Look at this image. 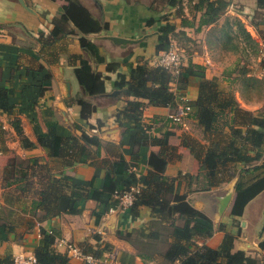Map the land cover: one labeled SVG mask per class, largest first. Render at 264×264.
<instances>
[{
  "label": "crops",
  "instance_id": "obj_1",
  "mask_svg": "<svg viewBox=\"0 0 264 264\" xmlns=\"http://www.w3.org/2000/svg\"><path fill=\"white\" fill-rule=\"evenodd\" d=\"M78 1L106 28L102 33L85 37L99 47L103 62H98L81 46L82 35L77 30L50 43L53 24L62 13L64 1L24 0L23 6L18 0H0V88L15 91L10 99L13 113L0 111V209L11 211L20 220L9 240L0 243V261L33 254L43 227L57 230L59 238L78 247L86 241L96 244L94 237L98 235L113 246L110 255L115 256L118 264L123 253L135 256L136 264L168 263L163 255L173 243L171 223L184 224L177 216L161 222L152 217L147 207L135 209L132 215L127 210L108 215L106 206L89 199L75 205L81 213L62 214L40 224L33 214L42 213L32 210V201L38 198L42 171L24 181L32 184L26 193L10 185L15 175L9 172L12 173L14 166L26 169L31 176V166L36 164L35 167H45L52 178L87 188L94 183L96 188L104 190L105 202L110 192L105 190L103 169L82 163L65 166L61 160L50 158L47 152L46 144L53 135L78 137L83 132L101 139V159L114 161L122 156L131 165V171L145 180L151 172L149 156L152 152L159 153L161 148L150 144L141 148L131 146L129 131L116 121L117 111L135 100L146 104L142 121L150 139L170 133L169 145L173 152L165 176L175 180V196L186 197L211 221L213 236L196 243L217 249L227 232L236 237L235 251L264 256V192L247 205L243 217L232 216L238 173L244 166L231 165V172L236 170L234 176L215 187L210 185L193 148H206L216 136L205 133L196 110L193 108L183 125H174L168 121L173 109L129 97L126 89L116 86L119 75L128 76L132 68L157 67L156 60L162 52L160 32L170 27L173 29L170 36L176 39L180 35L188 45L182 67L188 83L183 90L180 85H171L177 95L194 105L203 81L214 79L240 108L251 113L261 111L264 108V26H260V32L253 26L259 21L255 16L257 0H225L229 7L224 15L216 23L201 28L204 8L197 7L199 0H179L173 7L169 6V0ZM238 24L246 29L254 43L244 39ZM113 39H121L123 43ZM84 59L104 77L103 95L88 97L78 83L75 70ZM80 97H87L98 108L88 122L81 119V109L73 103V99ZM227 114L225 121L230 122L232 115ZM100 122L104 124L101 128ZM239 128L246 131V127ZM224 130L226 135L231 134L230 127ZM261 152L264 155V148ZM263 163L264 156L258 164ZM124 179L125 176H118L116 185L120 186ZM96 212L104 214L99 223ZM58 251L66 253L63 249ZM72 263L81 264L75 260Z\"/></svg>",
  "mask_w": 264,
  "mask_h": 264
},
{
  "label": "trees",
  "instance_id": "obj_2",
  "mask_svg": "<svg viewBox=\"0 0 264 264\" xmlns=\"http://www.w3.org/2000/svg\"><path fill=\"white\" fill-rule=\"evenodd\" d=\"M53 1H64L65 6H63L61 15L54 21L50 43L75 34L77 30L82 35L81 46L87 49L98 62H103V58L99 56V47L85 37L89 34L102 33L106 29L104 25L95 19L78 0ZM178 1L169 0V6L177 5ZM197 7L204 8L200 19L201 28L216 23L224 15L229 3L225 0H199ZM263 12L264 0H257L255 16L259 21L254 22L253 26L258 32H260V26H264ZM238 29L249 44L254 43L251 35L241 24H238ZM172 32L173 29L170 27L161 30L160 50L167 51L172 40L177 43L183 40L180 35L176 39L172 38L170 36ZM262 39L264 41V35ZM262 67L264 68V59ZM195 68L198 69V67ZM75 74L78 83L88 97L105 93V79L93 68L89 60H81ZM173 83L180 85L181 90L186 88L188 78L184 76V70L175 74L161 67L143 65L132 68L128 76L119 75L116 86L119 89H126L129 97L146 100L152 106L171 108L175 112L181 103V97L172 90ZM14 94L15 91L12 89L0 88L1 112L13 113L14 106L10 99ZM73 103L80 107L81 119L84 122H88L98 110L97 106L87 97L73 99ZM190 105L196 110L197 119L205 127V133L211 137L216 136V139L212 140L213 142L206 148H193L210 185L215 187L227 177L234 176L236 170L232 173L231 165L244 166L238 173L239 180L231 213L233 217L241 218L247 205L264 192V163L258 164L264 156L261 152L264 148V108L257 113L243 110L231 94L220 89L217 80L214 79L203 81L197 101L194 105ZM145 107L146 104L143 102L128 101L116 113L119 126L125 127L130 133L131 146L141 148L150 144L161 148L159 153L150 154L148 163L151 172L145 180H141L131 171V165L122 156L114 161L101 159V139L96 135L83 132L78 137L53 135L50 142L46 144L47 152L50 158L61 160L65 166L82 163L103 169L105 190L110 192L105 202L102 200L104 190L96 188L94 183L87 188L66 180L52 178L45 167H35L36 164L31 166L33 170L31 176L26 169H18L14 166L12 173L9 172L15 175L10 185H16L17 189L26 193L27 190L32 189V184L24 181H29V177L42 171L38 198L32 201V210L42 213L33 214L40 224L48 219L60 217L62 214L81 213V210L77 211L75 205L89 199L106 206L107 212L110 207L118 205L117 197L130 191L132 187L139 186L140 191L135 195L133 204L127 210L131 215L135 213V209L147 207L151 210L152 217L161 222L177 216L184 223L182 226L176 225L175 222L171 223L173 230L170 232V237L173 243L163 255L167 264H174L177 260L180 264H264L263 255L250 256L245 252L235 251L236 237L227 232L225 239L217 249L207 245L199 246L196 243L198 240L212 237L214 229L209 218L196 210L186 197L175 196V180L165 176L169 156L173 152V148L169 145L170 133L165 134L163 138H149L146 133L147 126L142 121ZM227 112L232 115L230 122L225 121L224 116L228 115ZM168 121L172 123L170 119ZM103 125L100 122L99 128ZM225 127H230V135L224 133ZM239 127H246V131L244 132ZM251 153L255 155L252 156ZM118 176H125L120 186L116 185ZM103 215L101 212L95 213L97 223ZM19 221L11 211L0 209V243L9 240L10 234L15 232ZM40 237L33 253L36 258L35 264H73V258L67 253L59 252L55 247L56 238L59 237L57 230H47L41 227ZM94 241L96 244L86 241L79 247L84 253L99 259L98 264H109L105 260L113 252V246L103 241L98 235L94 237ZM0 264H13V259L9 257L2 259ZM81 264L87 263L81 262ZM119 264H136V257L123 253Z\"/></svg>",
  "mask_w": 264,
  "mask_h": 264
},
{
  "label": "built area",
  "instance_id": "obj_3",
  "mask_svg": "<svg viewBox=\"0 0 264 264\" xmlns=\"http://www.w3.org/2000/svg\"><path fill=\"white\" fill-rule=\"evenodd\" d=\"M262 56L264 59V48L262 50ZM184 60L185 50L178 46L176 42L172 40L170 48L167 51H162L159 54L156 60V66L177 74L182 70ZM192 111L193 108L191 107L190 103L186 99L181 98L180 105L178 106L177 110L169 117V119L174 125H183L187 117L191 115ZM139 191V186L132 187L130 191L126 192L120 197H117L119 199L118 205L116 207H110L107 211V214L111 215L116 214L117 212L128 210L135 200V195L138 194ZM55 247L57 249L65 250V252L71 258L82 263L98 264L100 262L99 259H96L92 255L84 253L80 247L68 240L57 237L55 241ZM105 262H108L109 264H117L115 256L110 254ZM35 263L36 258L34 254H20L13 259V264Z\"/></svg>",
  "mask_w": 264,
  "mask_h": 264
},
{
  "label": "rangeland",
  "instance_id": "obj_4",
  "mask_svg": "<svg viewBox=\"0 0 264 264\" xmlns=\"http://www.w3.org/2000/svg\"><path fill=\"white\" fill-rule=\"evenodd\" d=\"M174 41V40H173ZM180 43V44H179ZM179 43H177L176 42V44L178 45V46H180L182 49H184V50H186V47L188 46L187 45V43H186V41L183 39V40H181V42H179ZM254 48V47H253ZM255 50V49H254ZM254 53H256V51H254ZM186 55H187V52L185 51V57H186ZM259 88H261V87H259Z\"/></svg>",
  "mask_w": 264,
  "mask_h": 264
},
{
  "label": "water",
  "instance_id": "obj_5",
  "mask_svg": "<svg viewBox=\"0 0 264 264\" xmlns=\"http://www.w3.org/2000/svg\"><path fill=\"white\" fill-rule=\"evenodd\" d=\"M23 6H25V2L24 0H18ZM113 41L117 42V43H123V40L121 39H113ZM230 199H227V202H229ZM264 232V225H263V229H262V233Z\"/></svg>",
  "mask_w": 264,
  "mask_h": 264
}]
</instances>
